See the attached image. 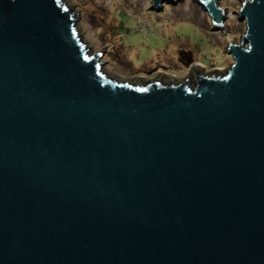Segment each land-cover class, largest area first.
I'll use <instances>...</instances> for the list:
<instances>
[{
  "label": "water",
  "instance_id": "water-1",
  "mask_svg": "<svg viewBox=\"0 0 264 264\" xmlns=\"http://www.w3.org/2000/svg\"><path fill=\"white\" fill-rule=\"evenodd\" d=\"M241 1L225 72L130 81L67 0H0V264H264V0Z\"/></svg>",
  "mask_w": 264,
  "mask_h": 264
},
{
  "label": "rangeland",
  "instance_id": "rangeland-1",
  "mask_svg": "<svg viewBox=\"0 0 264 264\" xmlns=\"http://www.w3.org/2000/svg\"><path fill=\"white\" fill-rule=\"evenodd\" d=\"M67 2L74 5L80 39L89 53L103 48V69L130 81L157 69L181 80L191 72L180 61L183 58L191 59V66L205 74H221L233 62L227 53L228 42L239 44L245 31L244 21L235 13L241 0H214L225 9L223 31L211 29L208 13L191 0L163 3L161 10L149 8L152 0Z\"/></svg>",
  "mask_w": 264,
  "mask_h": 264
},
{
  "label": "flooded vegetation",
  "instance_id": "flooded-vegetation-1",
  "mask_svg": "<svg viewBox=\"0 0 264 264\" xmlns=\"http://www.w3.org/2000/svg\"><path fill=\"white\" fill-rule=\"evenodd\" d=\"M181 55H183L184 56V54H181ZM183 58V57H182ZM187 59V58H186ZM185 58H183V60L182 59H180V61L184 64V65H186V67H188L190 70L192 69V67L193 66H191V64L193 63H191V59L189 60V59H187L186 60ZM190 72V71H189ZM149 74V75H148ZM173 74L174 73H169V72H167V71H165L164 69L163 70H159V69H157V70H154L153 72H147V73H144L143 75H141L140 76V78H138V79H144V78H147V77H152L153 75H155L154 76V78L155 77H161V78H165V79H167V78H171V77H173V79H177L176 77H174L173 76ZM146 75V76H145ZM189 75V73L186 75V76H188ZM185 76V77H186Z\"/></svg>",
  "mask_w": 264,
  "mask_h": 264
}]
</instances>
